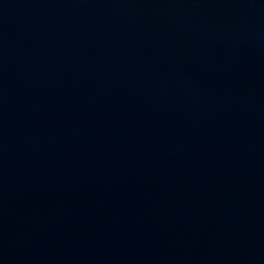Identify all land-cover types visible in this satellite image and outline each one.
Returning a JSON list of instances; mask_svg holds the SVG:
<instances>
[{
  "label": "water",
  "instance_id": "obj_1",
  "mask_svg": "<svg viewBox=\"0 0 264 264\" xmlns=\"http://www.w3.org/2000/svg\"><path fill=\"white\" fill-rule=\"evenodd\" d=\"M0 264H264V0H0Z\"/></svg>",
  "mask_w": 264,
  "mask_h": 264
}]
</instances>
